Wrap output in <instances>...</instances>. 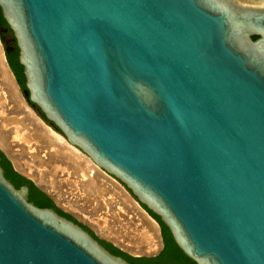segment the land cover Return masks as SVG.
Here are the masks:
<instances>
[{
	"label": "water",
	"instance_id": "95a60500",
	"mask_svg": "<svg viewBox=\"0 0 264 264\" xmlns=\"http://www.w3.org/2000/svg\"><path fill=\"white\" fill-rule=\"evenodd\" d=\"M0 13L38 118L195 264H264V0H0ZM28 194L0 165V264H131L99 240L154 256Z\"/></svg>",
	"mask_w": 264,
	"mask_h": 264
},
{
	"label": "bare ground",
	"instance_id": "6f19581e",
	"mask_svg": "<svg viewBox=\"0 0 264 264\" xmlns=\"http://www.w3.org/2000/svg\"><path fill=\"white\" fill-rule=\"evenodd\" d=\"M9 103V104H8ZM0 131L1 133H6V132H10V134H13L11 137V142H9L10 145V151L12 153V158H13V163H14V168L19 171L20 173L24 174L25 176H29L28 178H33L38 186L43 189L46 193H49V195L54 198L58 203L62 204V203H66V199L65 196L69 195V191L72 193L70 194L73 198L74 196H76L75 192H78L79 188H74L73 189L70 188L69 186L67 187L65 183H67V179L68 177L71 175L70 172L73 171H78L77 169H79V171L82 169V160L84 158L85 155H82V153L77 150L76 148L70 146L65 139L59 135L58 133L54 132L51 128H49L40 118L37 117V115L33 112V110L25 103V101L23 100L22 96L20 95V92L18 90V87L15 83L14 77L7 65V62L5 60L3 51H2V47L0 46ZM19 132V133H18ZM22 135H21V134ZM18 134H20L22 136V138H20L21 136H19ZM19 136V137H18ZM11 156V155H10ZM86 157V156H85ZM88 162L89 159H87V157L85 158ZM83 159V160H85ZM85 160V162H86ZM87 164V163H86ZM89 165V164H88ZM92 165V164H91ZM90 166V165H89ZM94 166V165H93ZM96 166V165H95ZM57 167H60L61 169L58 171ZM97 167V166H96ZM95 168V167H93ZM92 168V169H93ZM89 169V168H87ZM99 169L98 167L96 168V170ZM86 170V169H85ZM95 170V172H96ZM102 171V170H101ZM98 171V174L99 172ZM81 175H82V170L80 171ZM88 172V171H87ZM67 173H69V176L67 177ZM74 173V172H73ZM72 173V174H73ZM89 173V172H88ZM92 173V172H91ZM93 174V173H92ZM91 174V175H92ZM103 174V171H102ZM106 174V173H105ZM78 173L76 175H74L75 177H77ZM84 175V173H83ZM87 175V174H86ZM107 175V174H106ZM73 175H71L69 178H72ZM85 176V175H84ZM89 176V175H87ZM87 176L85 181L87 180ZM99 177V176H98ZM101 177V176H100ZM110 177V176H109ZM81 178V176H80ZM79 177H77V181H81L82 179H80ZM83 178V177H82ZM85 178V177H84ZM89 180L91 181L90 178H92V176L88 177ZM94 178V176H93ZM103 178V177H102ZM108 178V177H107ZM112 178V177H111ZM80 179V180H79ZM113 179V178H112ZM32 180V179H31ZM73 180H76V178H74ZM84 180V179H83ZM88 180V181H89ZM93 180V179H92ZM109 180V179H108ZM75 181V182H77ZM84 181V182H85ZM96 181V179L94 180ZM101 181V180H100ZM106 181V179H105ZM111 181V180H109ZM108 181V182H109ZM70 180L68 181V184ZM72 182V181H71ZM82 182V181H81ZM80 182V185H81ZM87 182V181H86ZM92 182V181H91ZM97 182V181H96ZM99 182V181H98ZM83 183V182H82ZM95 183V182H94ZM101 183V182H100ZM113 183V182H112ZM119 183V182H118ZM75 183L73 182V185ZM88 184V183H87ZM96 184V183H95ZM102 184V183H101ZM100 184V186H102ZM79 185V183H78ZM77 185V186H78ZM84 185V184H83ZM90 185V184H89ZM87 185V186H89ZM92 186L94 184H91ZM99 185V184H98ZM111 185V184H110ZM114 185V184H113ZM112 185V186H113ZM119 185V184H118ZM117 185V186H118ZM72 186V185H71ZM86 186V185H85ZM86 186V187H87ZM111 186V187H112ZM116 186V185H115ZM82 187V186H80ZM86 187L83 188L86 189ZM94 187V186H93ZM91 187V188H93ZM104 187V186H103ZM102 187V188H103ZM69 188V189H68ZM90 188V187H88ZM98 188V187H97ZM101 188V187H100ZM110 188V187H109ZM108 188V189H109ZM124 188V187H123ZM96 189V188H95ZM115 189V188H114ZM122 189V186H121ZM78 190V191H76ZM82 190V189H81ZM90 190V189H87ZM98 190V189H97ZM96 190V193L91 191L92 193H95V197L97 196L96 194L98 193ZM110 190V189H109ZM113 191V190H112ZM118 191V190H117ZM124 191V190H123ZM82 192V191H81ZM100 192V191H99ZM107 192V191H106ZM105 192V193H106ZM111 192V190H110ZM119 192H121L119 190ZM68 193V194H67ZM115 193V192H114ZM127 193V192H126ZM82 194V193H81ZM85 194V192L83 193ZM82 194V195H83ZM88 195V192L86 193ZM100 194V193H98ZM108 194V193H106ZM110 194V193H109ZM108 194V195H109ZM112 194V193H111ZM69 195V196H70ZM92 195V194H91ZM104 195V194H103ZM130 195V194H129ZM80 196V193H79ZM85 196V195H84ZM83 196V198H85ZM90 196V194H89ZM93 196V195H92ZM123 196V194H122ZM131 196V195H130ZM68 197V196H67ZM66 197V198H67ZM82 198V196H80ZM87 197V196H86ZM98 197L100 198V196H97L96 199H98ZM108 197V196H107ZM111 197V196H110ZM132 197V196H131ZM79 198V200H83ZM94 198V197H93ZM114 198V197H113ZM119 197H117L118 199ZM133 198V197H132ZM65 199V201H64ZM68 199V198H67ZM75 199V198H74ZM115 199V200H117ZM124 199V198H123ZM131 199V198H130ZM134 199V198H133ZM73 200V199H72ZM76 203L78 201V197H76ZM74 200V201H75ZM86 200H88L86 198ZM85 200V202H87ZM89 200H91L89 198ZM88 200V202H90ZM55 201V202H56ZM69 199L67 200L68 204ZM70 201H71V197H70ZM73 201V202H74ZM98 201V200H97ZM101 201V200H100ZM105 201V199H104ZM119 201V200H118ZM125 201V200H124ZM131 201V200H128ZM56 202V203H57ZM62 202V203H61ZM72 202V203H73ZM80 202V201H79ZM133 201H131L132 203ZM136 202V201H135ZM134 202V203H135ZM57 203V204H58ZM71 203V206H72ZM84 203V202H82ZM97 204V203H96ZM99 204V203H98ZM109 204V203H108ZM124 204V202H123ZM59 205V204H58ZM70 205V204H69ZM82 205V204H81ZM80 205V206H81ZM87 205L89 206L90 204L87 203ZM105 205V204H104ZM110 205V204H109ZM108 205V206H109ZM122 205V204H121ZM61 206V205H59ZM75 205H73L72 207H74ZM79 206V207H80ZM123 206V205H122ZM131 206V204H130ZM137 205L135 204V207ZM139 206V205H138ZM62 207V206H61ZM67 207V206H66ZM126 207H128L126 205ZM140 207V206H139ZM89 208V207H88ZM87 208V209H88ZM103 207H100L99 209H102ZM106 208V206H105ZM121 208V207H120ZM129 208V207H128ZM141 208V207H140ZM65 209V208H64ZM84 209V208H83ZM92 209V208H91ZM95 209V208H94ZM134 209V207H133ZM139 210V208H137ZM142 209V208H141ZM74 210V209H73ZM143 210V209H142ZM94 211V210H93ZM101 211V210H100ZM111 211V210H110ZM114 211V210H113ZM141 211V210H139ZM88 212V210H87ZM136 212V211H135ZM143 212H145L143 210ZM91 213V212H90ZM114 213V212H113ZM111 213V214H113ZM116 213V212H115ZM141 213V212H140ZM84 214V213H83ZM146 214V212H145ZM119 215V214H118ZM107 216V215H106ZM105 216V219H106ZM112 216V215H111ZM109 216V217H111ZM115 216V215H114ZM125 216V215H124ZM131 216V214H130ZM138 216V215H137ZM148 216V215H147ZM123 217V216H122ZM143 217V216H142ZM149 217V216H148ZM145 217V218H148ZM113 218V216H112ZM125 218V217H124ZM151 218V217H150ZM149 218V221L151 222V227H152V231L150 230L151 234H148L149 231L147 230L146 232H148V236L151 237L154 233L157 232V223H155L152 219ZM96 219V218H95ZM123 219V218H122ZM111 220V219H110ZM115 220V219H114ZM121 220V219H120ZM124 220V219H123ZM122 220V221H123ZM148 220V219H147ZM113 221V219H112ZM139 221V220H138ZM116 222V221H114ZM135 222V221H134ZM136 223V222H135ZM100 224V223H99ZM113 224V223H112ZM128 224V223H127ZM143 224V223H141ZM145 224V223H144ZM138 225V224H136ZM111 226V225H110ZM99 227V226H98ZM109 227V226H107ZM150 227V228H151ZM100 228V227H99ZM131 228V227H130ZM144 228V226H143ZM149 228V229H150ZM101 229V228H100ZM105 229V227H104ZM119 229V227H118ZM139 229V228H138ZM159 229V227H158ZM102 230V229H101ZM115 230V229H114ZM141 230V229H140ZM123 231V230H122ZM125 231V230H124ZM143 231V230H142ZM155 231V232H154ZM102 232V231H101ZM109 232V231H108ZM111 232V231H110ZM112 233H114L112 231ZM122 233V232H120ZM127 233V232H125ZM136 233V231H135ZM139 233V231H138ZM153 233V234H152ZM133 235V234H131ZM142 235V234H141ZM140 235V236H141ZM155 235V234H154ZM153 235V236H154ZM113 236V235H112ZM122 236V235H121ZM124 236V235H123ZM160 236V233H159ZM108 237V236H107ZM132 237V236H131ZM139 237V236H138ZM156 237V236H154ZM153 237V238H154ZM158 237V236H157ZM156 237V239L158 240V238ZM106 238V237H104ZM126 238V237H125ZM137 238V237H135ZM152 238V237H151ZM108 239V238H106ZM115 239V238H114ZM133 239V238H132ZM142 239V238H140ZM110 240V239H108ZM118 240V239H117ZM130 240V239H129ZM147 240V239H146ZM149 240V238H148ZM155 240V238H154ZM153 240V241H154ZM112 241V240H110ZM151 241V240H150ZM113 242V241H112ZM130 242V241H129ZM114 244H116L117 246L121 247L122 249L126 250L125 248H123L122 246L118 245L117 242H113ZM126 243V240L125 242ZM137 243V242H136ZM156 243V242H155ZM129 245V243H127ZM138 244V243H137ZM141 244V242H140ZM147 244V243H146ZM159 244V242H158ZM122 245V244H121ZM133 245V244H132ZM136 245V244H135ZM157 245V244H156ZM142 246V245H141ZM159 246V245H158ZM136 247V246H135ZM144 247V246H143ZM142 247V248H143ZM154 247V246H153ZM127 248V247H126ZM149 248V247H148ZM160 248H161V237H160ZM159 248V250H160ZM147 249V248H146ZM129 250L131 251L132 248ZM151 250V248H150ZM158 250V251H159ZM127 251V250H126ZM129 252V251H128ZM133 252V250L131 251ZM138 252L140 253V251L138 250ZM157 252V251H156ZM155 252V253H156ZM130 253V252H129ZM142 253V251H141ZM132 254V253H131ZM142 254H149L150 253H142ZM154 254V253H152ZM136 255V254H133ZM141 255V254H138Z\"/></svg>",
	"mask_w": 264,
	"mask_h": 264
},
{
	"label": "crops",
	"instance_id": "0c3cea01",
	"mask_svg": "<svg viewBox=\"0 0 264 264\" xmlns=\"http://www.w3.org/2000/svg\"><path fill=\"white\" fill-rule=\"evenodd\" d=\"M83 155V154H82ZM86 157L84 156V158L83 159H85ZM83 159H81L82 161V172L84 173V175H83V173H82V175H81V170L79 171V169H77L78 171H73V172H70V174L71 175H73L72 176V178H69L70 176H69V173H67L68 175H67V177H68V179H67V183H65V184H67L66 186L68 187L69 185V187L70 188H72L73 189V186H74V188H79L78 190H76V191H78V192H75L76 194V196H74V198L76 199V197H78V201H77V203H76V200L70 195V194H72L70 191H69V195H66L65 196V199H66V203H67V200L69 199V201H68V204H66L65 202L64 203H62V204H60V203H58L54 198V200L59 204V205H61L62 207H64L65 209H67V210H69V211H71V212H73V213H75L82 221H84L85 223H88V224H90L100 235H102V236H104V237H106V238H108V239H110V240H112L113 242H117V244L118 245H120V246H122L123 248H125L127 251H129L130 253H132V254H136V255H138V254H142V253H150V254H152V253H155L156 251H158L159 250V248H160V236H159V229H158V226L156 227L157 228V232L156 233H152L154 236H158L157 238H158V240L156 239V237H154L153 235L151 236V237H149L148 236V234H151V232H150V230L152 229V227H151V220L149 221V218L150 217H148L147 216V214H145V212H143V210L138 206V204L135 202V200L129 195V193L123 188V186L120 184V183H118L116 180H114V179H112L111 177H109L108 175H106L104 172H103V174H102V171L100 170V169H97L96 170V166L90 161V162H88L86 159V162H85V160H83ZM88 159V158H87ZM87 163V164H86ZM13 164V163H12ZM90 166H89V165ZM92 164V165H91ZM94 165V166H93ZM13 166H14V164H13ZM93 167H95V168H93ZM58 169V171L61 169L60 167H57ZM87 168H89V169H87ZM93 168V169H92ZM86 169V170H85ZM95 170H96V172H95ZM89 173H88V172ZM98 171H101V172H99V174H98ZM93 174H92V173ZM73 173V174H72ZM78 173V175H77V177H79L80 178V176H81V178L80 179H82L81 181L83 182H81V185H80V182L79 181H77L78 179H77V177H75L74 175H76ZM89 175L90 177L92 176V178H90L91 179V181L89 180V176H87V175ZM92 174V175H91ZM86 176H87V182L85 181V179H86ZM93 176H94V178H93ZM99 176V177H98ZM101 176V177H100ZM29 177V176H28ZM83 177V178H82ZM85 177V178H84ZM103 177V178H102ZM108 177V178H107ZM74 178H76V180H73ZM30 179H32L36 184H37V182L33 179V178H31L30 177ZM79 179V180H80ZM84 179V180H83ZM93 179V180H92ZM96 179V181H94ZM105 179H106V181H105ZM111 180V181H109V180ZM70 180V184H68V181ZM89 180V181H88ZM101 180V181H100ZM72 181V182H71ZM75 181H77V182H75ZM85 181V182H84ZM99 181V182H98ZM109 181V182H108ZM73 182L75 183L74 185H73ZM96 184H95V183ZM102 184H101V183ZM113 182V183H112ZM78 183H79V185H78ZM88 183V184H87ZM84 184V185H83ZM90 184V185H89ZM91 184H94L93 186L91 185ZM99 184V185H98ZM100 184L102 185V186H100ZM111 184V185H110ZM114 184V185H113ZM119 184V185H118ZM38 185V184H37ZM72 185V186H71ZM78 185V186H77ZM87 185H89V186H86ZM113 185V186H112ZM116 185V186H115ZM118 185V186H117ZM80 186H82V187H80ZM104 186V187H103ZM112 186V187H111ZM121 186H122V189H121ZM84 187H86V189H84L83 190V188ZM88 187H90V188H88ZM91 187H93V188H91ZM98 187V188H97ZM101 187V188H100ZM103 187V188H102ZM110 187V188H109ZM96 188V189H95ZM111 190V192H110V190ZM115 188V189H114ZM69 189V188H68ZM82 189V190H81ZM87 189H90V190H87ZM98 189V190H97ZM93 190H95V191H93ZM96 190H97V192L98 193H100V194H96L97 196H100V198L98 197V199H96L97 198V196L95 197L94 195H95V193H96ZM113 190V191H112ZM118 190V191H117ZM119 190L121 191V192H119ZM124 190V191H123ZM82 191V192H81ZM91 191H93V192H95V193H90ZM100 191V192H99ZM107 191V192H106ZM85 192V194H83ZM88 192V195L86 194ZM110 193L109 195L108 194H106V193ZM115 192V193H114ZM127 192V193H126ZM79 193H80V196H82V198H83V196L85 197V198H83V200L81 201V200H79V198L80 199H82L80 196H79ZM83 195H82V194ZM112 193V194H111ZM68 194V193H67ZM89 194H90V196H89ZM93 196H92V195ZM104 194V195H103ZM122 194H123V196H122ZM68 196V197H67ZM87 196V197H86ZM108 196V197H107ZM111 196V197H110ZM68 199H67V198ZM70 197H71V201H70ZM94 197V198H93ZM114 197V198H113ZM117 197H119L118 199H117ZM86 198L89 200V198L91 199V200H89L90 202H88V200H86ZM124 198V199H123ZM131 198V199H130ZM65 199H64V201H65ZM73 199V200H72ZM104 199H105V201H104ZM115 199H117V200H115ZM75 200V201H74ZM85 200L87 201V202H85ZM98 200V201H97ZM101 200V201H100ZM119 200V201H118ZM125 200V201H124ZM128 200H131V201H133L132 203H131V201H128ZM74 201V202H73ZM80 201V202H79ZM73 202V203H72ZM82 202H84V203H82ZM123 202H124V204H123ZM135 202V203H134ZM71 203H72V206L73 205H75L74 207H72L71 206ZM90 204L89 206L87 205H85V206H83L84 204ZM97 203V204H96ZM99 203V204H98ZM110 205H109V204ZM70 204V205H69ZM81 204H83V205H81ZM105 204V205H104ZM123 206H122V205ZM130 204H131V206H130ZM135 204L137 205L136 207H135ZM81 205V206H80ZM109 205V206H108ZM126 205L129 207H126ZM67 206V207H66ZM80 206V207H79ZM105 206H106V208H105ZM89 207V208H88ZM100 207H103L102 209H99ZM121 207V208H120ZM133 207H134V209H133ZM84 208V209H83ZM88 208V209H87ZM92 208V209H91ZM95 208V209H94ZM137 208H139V210H141V211H139ZM74 209V210H73ZM87 210H88V212H87ZM94 210V211H93ZM100 210H102V211H100ZM111 210V211H110ZM114 210V211H113ZM96 211H98L99 212V214H93V213H95ZM136 211V212H135ZM91 212V213H90ZM114 212V213H113ZM116 212V213H115ZM141 212V213H140ZM84 213V214H83ZM111 213H113V214H111ZM119 214V215H118ZM130 214H131V216H130ZM107 215V216H106ZM113 216V218H112V216ZM115 215V216H114ZM125 215V216H124ZM138 215V216H137ZM105 216H106V219H105ZM109 216H111V217H109ZM123 216V217H122ZM143 216V217H142ZM125 217V218H124ZM145 217H148V218H145ZM96 218V219H95ZM124 220H123V219ZM111 219V220H110ZM112 219H113V221H112ZM115 219V220H114ZM121 219V220H120ZM148 219V220H147ZM150 219H152V218H150ZM125 221L126 223L128 222V220H130L131 221V223H129L128 222V225H130V227H132V231L131 230H129V227H128V225L126 226V224L123 222V221ZM139 220V221H138ZM153 220V219H152ZM114 221H116V222H114ZM136 223H135V222ZM154 221V220H153ZM155 222V221H154ZM100 223V224H99ZM113 223V224H112ZM141 223H143V224H141ZM145 223V224H144ZM156 223V222H155ZM136 224H138V225H136ZM111 225V226H110ZM132 225V226H131ZM157 225V224H156ZM102 229H100L99 227ZM107 226H109V227H107ZM143 226H144V228H143ZM104 227H105V229H104ZM118 227H119V229H118ZM149 227H151L150 229L147 228ZM139 228V229H138ZM115 229V230H114ZM141 229V230H140ZM149 231V233L148 232H146L147 230ZM123 230V231H122ZM125 230V231H124ZM143 230V231H142ZM102 231V232H101ZM109 231V232H108ZM111 231V232H110ZM112 231L114 232V233H112ZM135 231H136V233H135ZM138 231H139V233H138ZM152 231V230H151ZM120 232H122V233H120ZM125 232H127V233H125ZM155 232V231H154ZM148 233V234H147ZM131 234H133V235H131ZM142 234V235H141ZM113 235V236H112ZM122 235V236H121ZM124 235V236H123ZM141 235V236H140ZM108 236V237H107ZM132 236V237H131ZM139 236V237H138ZM126 237V238H125ZM135 237H137V238H135ZM155 238V240H154V238ZM115 238V239H114ZM133 238V239H132ZM140 238H142V239H140ZM148 238H149V240H148ZM118 239V240H117ZM130 239V240H129ZM147 239V240H146ZM125 240H126V243H124L125 242ZM151 240V241H150ZM154 240V241H153ZM130 241V242H129ZM138 244H137V243ZM140 242H141V244H140ZM156 242V243H155ZM158 242H159V244H158ZM127 243H129V245L127 244ZM147 243V244H146ZM122 244V245H121ZM133 244V245H132ZM136 244V245H135ZM157 244V245H156ZM142 245V246H141ZM159 245V246H158ZM136 246V247H135ZM144 246V247H143ZM154 246V247H153ZM127 247V248H126ZM143 247V248H142ZM149 247V248H148ZM129 248L131 249L132 248V250H133V252H131L130 250H129ZM147 248V249H146ZM150 248H151V250H150ZM138 250L140 251V253L138 252ZM141 251H142V253H141Z\"/></svg>",
	"mask_w": 264,
	"mask_h": 264
},
{
	"label": "trees",
	"instance_id": "16d2710c",
	"mask_svg": "<svg viewBox=\"0 0 264 264\" xmlns=\"http://www.w3.org/2000/svg\"><path fill=\"white\" fill-rule=\"evenodd\" d=\"M0 19L2 23L6 26V23L4 22L3 18L0 15ZM257 37H252V39H256ZM17 52L16 49L13 56H7V61L9 63L10 69L13 71L14 75L18 78L21 87H24V76L22 74V67L18 63L17 60ZM41 118L43 120L44 116L41 115ZM59 132V131H58ZM60 133V132H59ZM1 162L0 165L2 169L4 170L5 177L14 185L15 188H19L23 185L28 186L29 188V201L32 202L35 206L40 208H53L58 212V214L66 217L67 219H70L74 222H76L69 214L63 212L59 208L54 206V203L52 200L46 196L43 192L38 190L33 183L15 172L10 164V162L6 159V157L0 153ZM141 207L160 225L161 227V233L163 236V240L165 243V248L163 251L152 258H134L126 254L125 252L119 250L118 248L114 247L112 244L107 243L105 241L99 240V242L112 254L121 256L124 259H126L131 264H195L192 262L189 258H187L181 250L177 247L175 242L173 241L168 229L160 222L159 218L154 215L152 212L147 210L145 206L141 205ZM82 226V225H81ZM84 229H86L90 234L93 235V233L86 228L85 226H82ZM94 236V235H93Z\"/></svg>",
	"mask_w": 264,
	"mask_h": 264
},
{
	"label": "rangeland",
	"instance_id": "374dc122",
	"mask_svg": "<svg viewBox=\"0 0 264 264\" xmlns=\"http://www.w3.org/2000/svg\"><path fill=\"white\" fill-rule=\"evenodd\" d=\"M0 46H1V43H0ZM2 47V46H1ZM3 51V50H2ZM9 104V103H8ZM34 112V111H33ZM35 113V112H34ZM54 131V130H53ZM55 132V131H54ZM19 133V132H18ZM21 134V133H20ZM20 134H18L19 136H21ZM12 135L13 134H10V132H6V133H1V131H0V150L3 152V154L5 155V156H7L8 158H9V162H10V164H12L13 163V156H12V153H11V151H10V145H9V142H11V137H12ZM18 136V137H19ZM20 138H22V136L20 137ZM11 143H13V142H11ZM11 155V156H10ZM14 164V163H13ZM26 179H28V180H30L31 182L33 181V180H31L30 178H28V177H25ZM90 193H92V192H90ZM49 194V193H48ZM98 195V194H97ZM56 203V202H55ZM54 203V204H55ZM57 204V203H56ZM58 205V204H57ZM83 205V204H82ZM87 206V204H84L83 206ZM59 206V205H58ZM59 208L61 209V210H64L66 213H69V214H71V215H73L74 216V218L75 219H77L78 221H80L81 223H83V225L85 226V227H87L91 232H93L94 234H97L98 236H100L101 238H104V236H102V235H100L90 224H88V223H85L84 221H82L75 213H73V212H71V211H69V210H67V209H64V207H61V206H59ZM102 211V210H101ZM93 214H99V212L98 211H96L95 213H93ZM125 224H126V226L128 225L127 223L129 222V223H131V221L130 220H128V222L126 223L125 221H123ZM132 226V225H131ZM128 227H129V230H131L132 229V227L130 228V225H128ZM132 231V230H131ZM106 239V238H105ZM107 243H109V242H107ZM111 244V243H110ZM160 252V250L159 251H157L156 253H154V254H151V255H154V256H152V257H155V256H157V254ZM126 254H128V253H126ZM129 255V254H128ZM129 256H131L132 257V255H129ZM152 257H150V258H152Z\"/></svg>",
	"mask_w": 264,
	"mask_h": 264
},
{
	"label": "flooded vegetation",
	"instance_id": "af4514ba",
	"mask_svg": "<svg viewBox=\"0 0 264 264\" xmlns=\"http://www.w3.org/2000/svg\"><path fill=\"white\" fill-rule=\"evenodd\" d=\"M0 15H1V13H0ZM1 17H2V15H1ZM0 37L3 39L2 41L4 43V48L6 49V57L7 56H13V54L15 53V51L17 49L16 43L13 41V36H12L11 31L7 28V25L5 26L2 23L1 19H0ZM17 60H18V52H17ZM18 82H19V80H18ZM19 85L21 87L20 82H19ZM28 196H29V194H28ZM54 206H55V204H54ZM164 248H165V243H164V240H163V249ZM163 249L157 255H159L163 251Z\"/></svg>",
	"mask_w": 264,
	"mask_h": 264
}]
</instances>
